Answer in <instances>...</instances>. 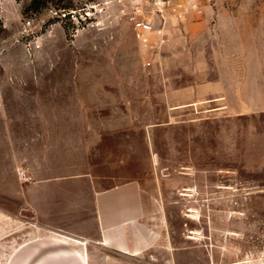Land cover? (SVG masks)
<instances>
[{
	"label": "rangeland",
	"instance_id": "1",
	"mask_svg": "<svg viewBox=\"0 0 264 264\" xmlns=\"http://www.w3.org/2000/svg\"><path fill=\"white\" fill-rule=\"evenodd\" d=\"M37 99L103 116L60 158L136 179L166 211V248H93L91 264H264V0H0V106L46 114Z\"/></svg>",
	"mask_w": 264,
	"mask_h": 264
},
{
	"label": "crops",
	"instance_id": "2",
	"mask_svg": "<svg viewBox=\"0 0 264 264\" xmlns=\"http://www.w3.org/2000/svg\"><path fill=\"white\" fill-rule=\"evenodd\" d=\"M35 103L46 114L12 116L0 106V264H91L93 248L120 256L166 248L167 215L155 192L133 178L102 184L84 161L60 158L70 135L104 117H60L54 100Z\"/></svg>",
	"mask_w": 264,
	"mask_h": 264
},
{
	"label": "built area",
	"instance_id": "3",
	"mask_svg": "<svg viewBox=\"0 0 264 264\" xmlns=\"http://www.w3.org/2000/svg\"><path fill=\"white\" fill-rule=\"evenodd\" d=\"M148 1L154 8L157 9H163L165 5H168L170 3V0H148ZM138 12L140 11L135 10L130 16V19L133 24L135 37L138 39L139 42L142 43L143 46H147L148 45L146 41L147 33L155 32L156 35L158 36V39L155 42H153V44H149V47L158 48L159 46H161V44H163L166 41V39L163 37L164 35L163 29L161 28V29L153 30L152 25L150 24V20L140 16V13ZM21 176H23V173L21 174Z\"/></svg>",
	"mask_w": 264,
	"mask_h": 264
}]
</instances>
